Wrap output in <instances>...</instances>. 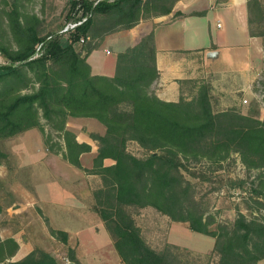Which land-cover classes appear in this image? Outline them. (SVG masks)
I'll use <instances>...</instances> for the list:
<instances>
[{
    "label": "trees",
    "instance_id": "trees-1",
    "mask_svg": "<svg viewBox=\"0 0 264 264\" xmlns=\"http://www.w3.org/2000/svg\"><path fill=\"white\" fill-rule=\"evenodd\" d=\"M28 1L0 0V55L5 60L0 63V141L35 128L47 142L59 133L64 158L100 176L94 209L125 264H188L177 245L157 250L143 236L134 210L150 206L214 237L217 264H259L264 259V219L240 211L232 224L220 222L213 228L215 220L193 181L209 180L207 170L223 168L238 154L248 169L261 170L252 192L264 209V117L259 111L251 106L244 113L235 105L216 109L214 86L203 79L179 80L177 101L159 97L152 90L159 77L153 30L117 53L112 76L94 73L88 61L108 34L168 14L179 0H68V20L87 15L69 34L61 31L65 23L46 31L44 18L24 8ZM248 8L251 35L264 36V29L255 27H264V5L248 0ZM71 118H94L105 126L103 133H91L98 141L91 168L82 165L81 156L92 145L78 140L68 127ZM132 143L143 155L130 150ZM8 157L0 147V165ZM202 164L207 170L197 168ZM234 182L245 185L246 180ZM51 233L63 235L66 242V231L51 228ZM18 249L14 237L0 235V263L60 264L40 248L12 261ZM70 258L72 264H83L74 251Z\"/></svg>",
    "mask_w": 264,
    "mask_h": 264
},
{
    "label": "rangeland",
    "instance_id": "rangeland-1",
    "mask_svg": "<svg viewBox=\"0 0 264 264\" xmlns=\"http://www.w3.org/2000/svg\"><path fill=\"white\" fill-rule=\"evenodd\" d=\"M90 1L96 3L97 0ZM261 2L264 5V0ZM24 8L44 18L46 31L64 23L65 29L69 23L77 21L67 19L68 0H30ZM82 15L83 9H80L78 16ZM85 17L87 15L82 19ZM255 27L264 29L259 24ZM258 37L264 44V36ZM121 38V41L116 38L107 44L112 54L100 53L107 69L114 68L118 50L127 48L124 37ZM4 61L0 55V63ZM220 63L223 64L222 59ZM231 64L236 66L235 60H231ZM234 78L229 75L222 79L221 75L213 73L201 78L214 86L215 108L235 105L247 113L254 106L259 116L264 117V102L257 97L259 80L264 85V63L254 78V93L243 90L244 87ZM81 119L71 118L68 127L80 141L91 142L92 150L81 156L82 165L91 168L98 148V141L91 137V133L103 131L104 125L95 119H88L89 122ZM0 147L9 154L0 165V203L4 207L0 214L1 236L18 235L21 241L32 237L36 242L34 249L53 254L60 264H72V251L83 264H125L94 209L93 190L101 185L100 176L78 168L64 158L65 142L59 133L54 132L52 141L47 142L43 132L35 128L0 141ZM130 150L143 155L135 143L130 145ZM207 167V164L197 166L204 170ZM207 172L211 175L209 180L197 178L193 181L197 197L209 207L208 214L215 220L213 228L220 222L232 224L240 211L248 217L264 219V209L258 208L252 192V185L261 170L248 169L238 154H234L223 168ZM238 179H245V185L236 184L234 181ZM134 215L143 236L155 249L163 250L167 244H175L179 247L180 257L188 264H217L218 257L213 254L214 237L195 232L188 222L174 221L151 206L134 210ZM51 228L66 231V242L61 234L53 236ZM260 264H264V260Z\"/></svg>",
    "mask_w": 264,
    "mask_h": 264
},
{
    "label": "crops",
    "instance_id": "crops-1",
    "mask_svg": "<svg viewBox=\"0 0 264 264\" xmlns=\"http://www.w3.org/2000/svg\"><path fill=\"white\" fill-rule=\"evenodd\" d=\"M152 30L155 33L159 70V77L153 82L152 90L162 99L179 100V80H201L212 73L221 75L222 79L233 75L234 80H238L244 87L243 90L253 93L254 78L264 63V44L260 37L250 33L248 0H179L170 13L142 20L134 28L106 37L100 47L88 57L93 72L114 75L117 54L113 69L105 68L100 54L113 53L111 47H107L110 41L116 38L121 41L123 36L126 47H129ZM120 51L123 50L119 49L118 52ZM214 51L218 55L210 58L209 53ZM221 59L223 64H219ZM231 60H235L236 66L231 64ZM82 119L89 122L88 119L94 118ZM102 129L103 131L98 132L103 133L105 126ZM1 237H14L19 243L12 261L24 258L36 245L32 237L23 241L18 235Z\"/></svg>",
    "mask_w": 264,
    "mask_h": 264
},
{
    "label": "built area",
    "instance_id": "built-area-1",
    "mask_svg": "<svg viewBox=\"0 0 264 264\" xmlns=\"http://www.w3.org/2000/svg\"><path fill=\"white\" fill-rule=\"evenodd\" d=\"M98 1H100V0H97L96 3H97ZM86 19H87V17H85V18L82 19V20H79V21H76V22H71V23H69V24L65 27V29L62 30V32L69 31L70 29H74L75 27H77L78 25H80L81 23H83ZM258 84H259V85H258V86H259V91H258L257 97H258V99H260L261 101L264 102V85L262 84V81H261V80H259ZM253 93H254V91H253ZM244 102L247 103V102H248V99L245 98V99H244Z\"/></svg>",
    "mask_w": 264,
    "mask_h": 264
},
{
    "label": "water",
    "instance_id": "water-1",
    "mask_svg": "<svg viewBox=\"0 0 264 264\" xmlns=\"http://www.w3.org/2000/svg\"><path fill=\"white\" fill-rule=\"evenodd\" d=\"M217 55H218V52L214 51V52H210L208 56H209L210 58H214V57H216Z\"/></svg>",
    "mask_w": 264,
    "mask_h": 264
}]
</instances>
